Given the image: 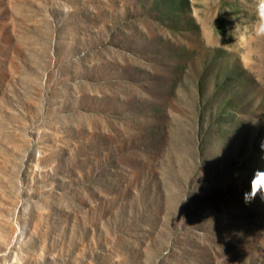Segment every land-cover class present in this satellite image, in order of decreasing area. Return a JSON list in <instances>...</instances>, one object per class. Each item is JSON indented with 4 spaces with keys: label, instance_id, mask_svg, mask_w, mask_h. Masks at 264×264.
I'll return each mask as SVG.
<instances>
[{
    "label": "rangeland",
    "instance_id": "1",
    "mask_svg": "<svg viewBox=\"0 0 264 264\" xmlns=\"http://www.w3.org/2000/svg\"><path fill=\"white\" fill-rule=\"evenodd\" d=\"M257 2L0 0V264H264Z\"/></svg>",
    "mask_w": 264,
    "mask_h": 264
},
{
    "label": "clouds",
    "instance_id": "2",
    "mask_svg": "<svg viewBox=\"0 0 264 264\" xmlns=\"http://www.w3.org/2000/svg\"><path fill=\"white\" fill-rule=\"evenodd\" d=\"M256 21L253 24L252 32L255 37H264V0H258L255 6ZM248 37L246 33L239 36V43L245 44ZM264 150V144L261 145ZM264 200V171L256 170L250 181V192L244 194V203H251L257 195Z\"/></svg>",
    "mask_w": 264,
    "mask_h": 264
}]
</instances>
